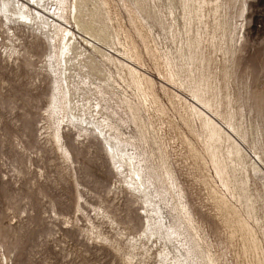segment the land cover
I'll use <instances>...</instances> for the list:
<instances>
[{
  "label": "bare ground",
  "instance_id": "1",
  "mask_svg": "<svg viewBox=\"0 0 264 264\" xmlns=\"http://www.w3.org/2000/svg\"><path fill=\"white\" fill-rule=\"evenodd\" d=\"M111 1L141 25L136 29L142 37L145 27L164 47L172 83L179 88L175 98L192 131L198 122V136L222 190L214 191L211 180L206 181L225 228L240 248L236 263L248 264L236 225L250 226L252 220L264 236V123L251 96L241 91L239 102L229 87L240 42L239 19L248 0H0L3 26L11 32L27 27L48 42L40 71L49 77L48 118L55 138H60L61 126L96 136L125 180L119 185L142 204L143 228L126 239L128 260L140 258L141 264L152 255L156 264H232L223 251L212 252L208 232L157 127L158 96L133 63L136 47L116 25ZM2 46L5 53H14ZM229 204L236 220L228 218ZM5 261L9 263L7 256Z\"/></svg>",
  "mask_w": 264,
  "mask_h": 264
},
{
  "label": "rangeland",
  "instance_id": "2",
  "mask_svg": "<svg viewBox=\"0 0 264 264\" xmlns=\"http://www.w3.org/2000/svg\"><path fill=\"white\" fill-rule=\"evenodd\" d=\"M247 2L244 19H239L240 42L229 87L239 102V92L251 96L264 123V0ZM111 6L116 25L136 47L133 63L158 96L161 119L157 127L198 221L208 232L212 252L223 251L227 260L237 264L240 248L225 228L206 181L211 180L214 191L222 192L220 184L198 136V122L192 131L175 98L179 88L172 83L165 49L145 27L142 37L136 29L141 25L126 10L112 1ZM13 29L9 31L0 19V264H7L5 256L8 264L140 263V258L128 260L126 242L143 228L139 198L119 185L125 180L96 136L61 126L60 138H55L48 118L49 77L40 71L48 42L27 27ZM2 45L13 48L14 53H5ZM219 66L223 82L224 66ZM234 106L239 109L238 104ZM229 207V220H236L234 205ZM249 224L251 227L236 225L246 245V262L264 264L263 230L252 220ZM141 264L156 263L151 255Z\"/></svg>",
  "mask_w": 264,
  "mask_h": 264
}]
</instances>
